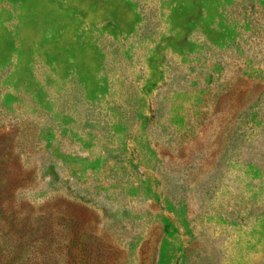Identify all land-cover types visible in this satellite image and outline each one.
Returning <instances> with one entry per match:
<instances>
[{
  "label": "rangeland",
  "instance_id": "374dc122",
  "mask_svg": "<svg viewBox=\"0 0 264 264\" xmlns=\"http://www.w3.org/2000/svg\"><path fill=\"white\" fill-rule=\"evenodd\" d=\"M0 264H264V0H0Z\"/></svg>",
  "mask_w": 264,
  "mask_h": 264
}]
</instances>
